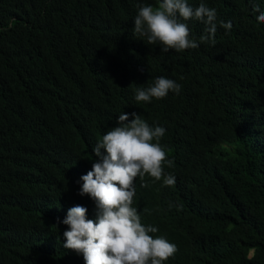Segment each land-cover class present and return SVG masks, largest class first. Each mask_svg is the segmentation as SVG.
<instances>
[{
	"label": "trees",
	"instance_id": "1",
	"mask_svg": "<svg viewBox=\"0 0 264 264\" xmlns=\"http://www.w3.org/2000/svg\"><path fill=\"white\" fill-rule=\"evenodd\" d=\"M201 2L215 46L164 53L133 33L156 0H0V264H84L58 220L77 204L96 218L79 178L133 112L165 128L174 161V185L135 181L142 223L177 246L165 264H264V0ZM186 23L198 42L206 26ZM161 76L181 91L137 103Z\"/></svg>",
	"mask_w": 264,
	"mask_h": 264
},
{
	"label": "clouds",
	"instance_id": "2",
	"mask_svg": "<svg viewBox=\"0 0 264 264\" xmlns=\"http://www.w3.org/2000/svg\"><path fill=\"white\" fill-rule=\"evenodd\" d=\"M137 7L133 33L146 37L147 44L160 45L164 53L216 44L217 13L204 2L193 8L188 0H156L155 6ZM253 11L259 13L257 22L264 23V12L258 7ZM189 20L206 26L198 42L190 36L186 23ZM220 27L230 31L232 23L221 21ZM134 91L137 103H150L152 99L165 98L169 92L178 94L181 85L161 76ZM130 115L129 122V114H119L117 126L106 131L92 149L98 160L79 178L82 183L78 194L84 196L96 218L89 219L87 208L77 204L68 209L62 221L58 220L67 226L63 248L82 255L84 264H165L178 250L165 236L153 235L158 228L143 224L140 211L134 206L137 178L143 181L147 176L162 186L175 184V176L165 173V166L174 165L160 143L166 130L150 126L140 114Z\"/></svg>",
	"mask_w": 264,
	"mask_h": 264
}]
</instances>
